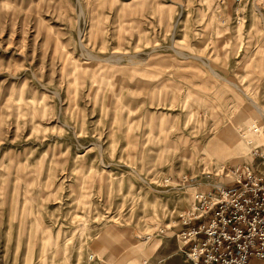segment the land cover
<instances>
[{
	"label": "rangeland",
	"instance_id": "obj_1",
	"mask_svg": "<svg viewBox=\"0 0 264 264\" xmlns=\"http://www.w3.org/2000/svg\"><path fill=\"white\" fill-rule=\"evenodd\" d=\"M261 150L264 0H0V264H143Z\"/></svg>",
	"mask_w": 264,
	"mask_h": 264
},
{
	"label": "built area",
	"instance_id": "obj_2",
	"mask_svg": "<svg viewBox=\"0 0 264 264\" xmlns=\"http://www.w3.org/2000/svg\"><path fill=\"white\" fill-rule=\"evenodd\" d=\"M254 155L258 166L234 168L229 185L197 193L180 216L179 239L192 264L264 261V150Z\"/></svg>",
	"mask_w": 264,
	"mask_h": 264
},
{
	"label": "crops",
	"instance_id": "obj_3",
	"mask_svg": "<svg viewBox=\"0 0 264 264\" xmlns=\"http://www.w3.org/2000/svg\"><path fill=\"white\" fill-rule=\"evenodd\" d=\"M181 227L176 229L174 236L165 237L159 241L149 251L154 250L151 259L145 261L146 264H192L191 261L184 255V247L179 239ZM118 239V237H116ZM120 242V241H119ZM119 242H115L112 246L111 236H103L93 244V250L97 256L98 264H129L134 260L132 255L128 253L127 247L122 246ZM251 264H264V261L253 259Z\"/></svg>",
	"mask_w": 264,
	"mask_h": 264
},
{
	"label": "bare ground",
	"instance_id": "obj_4",
	"mask_svg": "<svg viewBox=\"0 0 264 264\" xmlns=\"http://www.w3.org/2000/svg\"><path fill=\"white\" fill-rule=\"evenodd\" d=\"M230 144L231 147L229 148V151H234L236 154H242L247 148L245 137L239 133H234Z\"/></svg>",
	"mask_w": 264,
	"mask_h": 264
}]
</instances>
